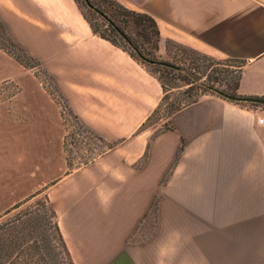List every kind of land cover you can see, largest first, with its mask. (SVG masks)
Wrapping results in <instances>:
<instances>
[{"label": "crops", "instance_id": "crops-1", "mask_svg": "<svg viewBox=\"0 0 264 264\" xmlns=\"http://www.w3.org/2000/svg\"><path fill=\"white\" fill-rule=\"evenodd\" d=\"M115 1L151 16L165 40L243 61L237 94L264 99V0ZM0 19L11 31L68 47V64L76 67L69 89L50 72L81 123L113 145L52 186L51 203L75 264H264L258 110L207 94L175 113L172 129L151 140L138 130L162 100L160 83L145 65L95 35L73 0H0ZM41 28L51 30L50 40L34 35ZM0 56L31 74L1 49ZM32 106L40 108V123ZM43 108L6 106L3 118L18 132L38 130L43 137ZM27 162L38 184L43 159L40 166ZM157 194L156 235L130 244Z\"/></svg>", "mask_w": 264, "mask_h": 264}, {"label": "rangeland", "instance_id": "rangeland-1", "mask_svg": "<svg viewBox=\"0 0 264 264\" xmlns=\"http://www.w3.org/2000/svg\"><path fill=\"white\" fill-rule=\"evenodd\" d=\"M73 2L95 29L117 41L129 52H134L127 41L110 26V22L119 27L131 39L132 43L140 48L144 59H146L140 63L145 65L156 77L166 76L164 69L158 64L168 63L175 67L185 68L186 79H188L187 75L195 79L194 85H187L182 80H173L176 76H173V79L172 76H169L170 78L166 82L168 100L160 113L147 124L145 132H148L149 135L158 134L165 128L166 109L169 106L185 99L195 101L203 97L202 91L198 88L200 83L215 87L229 95H235V85L243 61L213 57L162 37H160L158 49L155 50L154 38L150 36L151 38L147 40L142 35L143 26L139 25V21L119 10L118 2L115 0H73ZM0 21L2 22L1 19ZM143 23L148 25L146 21ZM41 29H35L34 35L38 33V37L44 35L50 40L52 38L51 30ZM7 31L17 47L10 46L1 29L0 45L19 56L25 63L33 66L39 65L34 69L25 67L26 71L31 72L28 75L35 77L36 81L34 82L32 77L17 67L18 63L14 64V61L0 56V79L12 77L19 82L6 80L0 82V223L13 218L28 207L39 206L40 201L46 197L52 201V186L57 182L55 180L95 162L112 145L107 144L89 127L77 124L72 115L69 101L63 91L59 89L55 77L50 72L52 71L60 77L61 83L60 81L59 83L64 89H69L68 87L74 80L73 75L76 67L73 63L68 64L70 57L68 47L65 48L58 44H54V46L43 44L42 40L29 37L22 30L7 29ZM147 32L150 33V30ZM13 59L15 58L13 57ZM190 87H193V90H188ZM186 91L188 92L185 93ZM28 103L44 107L42 109L44 112L43 124H45L43 137L38 130L18 132L15 130L18 127L12 126L7 119L3 118L6 106L16 108L17 111L22 105L25 107ZM244 104L251 109L258 110L264 118V106ZM30 110L33 112L35 120L40 123V108L32 106ZM25 157L28 161L27 166L35 159L36 164L40 166L41 159H43L44 171L42 181L38 184L34 182L35 175L32 176L30 173L34 169L26 167ZM145 159L146 157L139 163L143 164ZM40 185L44 186L37 190ZM38 192H42V194L32 198ZM19 204L21 206L18 209L12 210ZM9 211L11 213L7 214ZM158 215L159 210L156 216L152 214L144 217L129 243L144 244L154 237L158 228Z\"/></svg>", "mask_w": 264, "mask_h": 264}, {"label": "trees", "instance_id": "trees-1", "mask_svg": "<svg viewBox=\"0 0 264 264\" xmlns=\"http://www.w3.org/2000/svg\"><path fill=\"white\" fill-rule=\"evenodd\" d=\"M118 8L127 16H130L131 18L139 21V25L143 26L142 35H144V37L147 38V40H149V38H151L150 36H152L154 38L153 41L155 45L154 49L157 50L159 46L161 34L156 21L149 15L140 14L131 11L119 3H118ZM82 15L90 25L95 35H98L102 39H105L111 42L113 45L123 49L134 60L142 63L146 61V59H144V55L142 54L140 48L137 45L133 44L131 39L127 35H125L120 30V28L117 27L115 24L110 22V26L117 32V34H119L124 40L127 41L128 45L132 47L135 53L129 52L125 47L121 46L117 41L101 33L99 30L95 29L92 23L84 16V14ZM145 21L148 22V25L147 23H143ZM0 29L2 31L3 36L5 35L7 37L10 46L17 47L16 43L11 39V36L9 35L6 26L1 21H0ZM148 30H150V33L147 32ZM0 49L4 50L6 53L13 56L18 62H20L24 67L28 69H34L39 65L38 64L33 66L28 63H25L19 56H16L14 53L6 50L4 47H2V45H0ZM21 51L25 54L23 50ZM158 65L164 69V72L166 73L165 77L163 78L156 77L149 69L148 70L151 74L155 76V78L160 83L163 91V97L158 107L146 120V122L139 128L138 132L146 131L147 124L150 123V121H152V119L160 113V111L164 107V104L168 100V91H167L168 85L166 82L170 78L169 76H172V79L173 76H176V78H174L173 80H182L187 85H194L196 83L195 79H193L192 76L187 75L188 79L185 78L186 75L185 68L176 67L173 69L163 66L162 63H159ZM244 65L245 63L243 62V65L241 66L240 75L237 78V82L235 85V95H231V96L239 97L237 94V90L239 88L242 79V68ZM192 88L193 87H190V89L188 90H193ZM198 88L202 91V96L207 94H212L225 99L224 97L217 94V91L220 90L216 89L215 87L200 83ZM187 92L188 91H186L185 93ZM198 101L199 100L190 101L188 99H185L175 105L169 106L166 109L167 123L165 128L161 130L158 134L151 136V140H154L159 135L172 129L170 125V119L175 113ZM237 104H242V103H237ZM71 112L72 115L75 117L77 124L83 127L78 116L75 115V113L72 110ZM112 148L113 145L109 146V150H111ZM106 152H104L103 155ZM41 194L42 192H39L38 194L32 196V198H36ZM159 203H160V196L157 195L155 196L154 201L151 204L150 210L145 215V218L152 214L154 216L157 215V212L159 210ZM20 206H21L20 204L16 205L12 210H16ZM10 213H11L10 211L7 212V214ZM0 264H75L71 256V253L69 251V248L65 242L63 234L61 232L57 213L51 201L48 199V197H46L43 201H40L39 206L28 207L24 211L18 213L13 218L7 219L6 221L0 223Z\"/></svg>", "mask_w": 264, "mask_h": 264}, {"label": "water", "instance_id": "water-1", "mask_svg": "<svg viewBox=\"0 0 264 264\" xmlns=\"http://www.w3.org/2000/svg\"><path fill=\"white\" fill-rule=\"evenodd\" d=\"M162 65L173 69L176 68L175 66L168 63H162ZM217 94L232 102L243 103V104L248 103L253 105L264 106V99L262 98L234 97L222 91H217Z\"/></svg>", "mask_w": 264, "mask_h": 264}, {"label": "built area", "instance_id": "built-area-1", "mask_svg": "<svg viewBox=\"0 0 264 264\" xmlns=\"http://www.w3.org/2000/svg\"><path fill=\"white\" fill-rule=\"evenodd\" d=\"M259 124H261V125H263L264 124V118L262 117V118H259Z\"/></svg>", "mask_w": 264, "mask_h": 264}]
</instances>
